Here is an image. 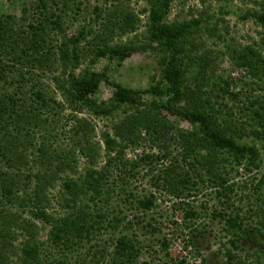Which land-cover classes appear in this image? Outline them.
Listing matches in <instances>:
<instances>
[{
	"label": "trees",
	"instance_id": "obj_1",
	"mask_svg": "<svg viewBox=\"0 0 264 264\" xmlns=\"http://www.w3.org/2000/svg\"><path fill=\"white\" fill-rule=\"evenodd\" d=\"M141 1L140 34L135 30L141 20L126 0H28L18 15L0 13V264H68L64 255L70 252L80 264H151V259L137 261L142 245L135 228L143 229L141 234L158 232L152 215L159 199L155 192L176 201L173 206L183 210L182 225L188 228L205 208L200 207L201 213L183 208L186 199L204 188L213 190L219 206L230 208L228 171L258 169V149L238 141H264V98L251 91L242 94L251 84L257 90L264 85L263 4L235 12L260 31L248 45H225L226 57L240 72L236 80L244 87L234 92L233 82L217 74L218 64L204 43L224 42L226 25L219 29V20L208 24L205 13L168 21L173 0ZM127 34L132 38L123 41ZM136 50L151 54L158 72L157 81L144 90L123 87L103 69H93L100 60L120 65ZM45 73H50L56 95L43 88L39 78ZM190 77L193 87L187 84ZM100 84L113 89L107 100L95 98ZM82 111L109 119L110 132H100L94 141L91 125L77 117ZM162 111L182 118L193 130H179ZM170 141L176 153L168 150ZM143 145L148 151L123 160L126 150ZM100 152L103 161L97 166ZM80 158L82 170L76 171ZM31 166L38 167L33 174ZM112 168L118 170L114 177ZM139 172L142 179L148 176L151 191L141 198L121 185ZM263 185L264 174L254 190ZM246 198L244 213L258 216L251 233L259 229L264 242V198H256L255 204ZM131 203L142 213L136 221L122 216ZM5 204L14 211L3 209ZM240 212L211 213L227 237L229 248L222 244L218 250L224 264L242 262L232 253L241 250L239 241L250 233ZM24 213L29 217L23 218ZM33 219L47 228L44 242L60 251L59 259L47 244L42 251L35 241ZM134 226L130 235L115 234ZM112 234V240L96 245L102 235ZM158 244L168 258V240ZM85 245L84 252L73 254ZM177 264H185L184 259Z\"/></svg>",
	"mask_w": 264,
	"mask_h": 264
},
{
	"label": "rangeland",
	"instance_id": "obj_2",
	"mask_svg": "<svg viewBox=\"0 0 264 264\" xmlns=\"http://www.w3.org/2000/svg\"><path fill=\"white\" fill-rule=\"evenodd\" d=\"M26 1L28 0H0V13L5 12L18 15L20 5ZM87 1L90 2V0ZM126 2L127 4L125 5L131 9L133 14L138 16L139 20H141V23L136 26L138 28L135 30V33L140 34L144 31V27L142 26L144 14L140 13V10L145 7V4L141 0H126ZM180 2L181 0H173L171 3L167 17L168 21L176 19L187 20L191 15L195 16L198 13H205L209 16V19L207 20L208 24L211 25L219 20L217 22L219 29L222 27L221 24L226 25L227 34L224 35V42H218L216 40L210 39L204 41V43L208 52H211L208 54L215 57V60L218 64L217 74L221 75L223 78H228V80L233 82L231 86L234 92L240 91V88H242L243 85L238 83L236 80V78L240 76V72L237 69H233L231 63L226 57L225 45H229L230 47L236 49L257 40V33L260 31L257 25L254 22H251V20H239V17L235 14V12L239 11V9L244 12L246 9L256 8L258 4H263L264 7V0H186L183 3ZM220 13L224 14L221 15ZM99 26L100 25L97 23L93 29L97 31ZM128 38H132V34L121 36L123 41L127 40ZM93 69L96 71L103 69L105 75L110 81L117 82L123 87L130 89L144 90L148 87L150 82L152 83V80L155 82L158 78V72L156 70L155 63L152 61L151 54L142 50H136L135 52L131 53L129 57L120 63V65L116 66V62L114 60H100ZM50 77V73H45L39 78L43 88H45L47 93L54 92ZM188 80L190 82H187V84L193 87L191 81L192 77L188 78ZM247 81L251 82L249 80ZM250 86L245 88V92H240L243 94L251 91L253 96L264 98V85H261L260 90H257L256 86L252 84ZM112 91L113 89L110 86L100 84L99 89L95 94V98L99 101L107 100L111 96ZM54 95H56L55 92ZM143 98L148 99L147 96H144ZM233 105L235 106V102ZM161 113L168 119L175 120L179 130H185L187 132H191L193 130V127L182 118H175L171 115H168L165 111H162ZM77 117L83 118L91 125L94 131V141H99L98 136L100 132H110L111 121L109 119H103L102 117L96 118L86 111H82ZM238 142L247 144L253 143L255 145V147L258 149V159L260 161V165L258 169H252L248 172L244 170L243 167H233L230 169V172L228 171L227 176L229 177V183H231L232 186V191L230 193V208L224 209L223 206H219L215 196L212 193L213 190L209 191L202 188L192 198L186 199L181 206L185 208V206L188 205L199 213L202 212L200 207H204V214H202L201 217L195 220L191 225L187 223L188 228H184L182 225L183 210L180 208L179 210L176 205L173 206L176 201L170 197L167 198L162 192H155L154 194L159 197V199L156 200V206L152 211V215L155 219V223L157 224L158 232H143V234H141L143 229H136L135 227L137 226L132 227L131 230H123L118 228V232H115V234L122 232L130 235V232H133L134 228L137 230L136 233L134 232L136 235V240L140 242V245H142L140 255L137 258L138 262L151 259V264H177L180 259H184L185 264H224L225 258L222 256V252L218 250L221 248L222 244H224L226 248H229V246L226 243L227 237H225L223 234L222 222L217 217H211V213L213 209H215V211L219 210L221 212H229L231 210L232 214L234 212L236 213L238 210H241L240 213L243 215V219L245 222L247 221L245 225L246 227L248 225V231L250 232L248 235L249 237H246V240L239 241L241 246L240 251L235 250L232 252L234 253L235 258H240V261H242L241 263L235 264H264V242H262L263 237H258L261 231L258 229L257 231H252L251 233L252 229H257L255 223L258 216H250L244 213L248 204V201L246 200L247 196L250 197L254 204V200L256 198H264V185L261 186L259 190H254V185L257 179L262 174H264V141H253L251 137H243L242 140H239ZM168 146L169 151H173V153L177 152V148L173 146V142L170 141ZM142 150L148 151V147L143 145L142 148H138V150L135 151L126 150L123 160H131L134 155H138ZM101 155L102 154L100 152L99 157L97 158V166L102 164L103 157ZM228 159L230 158L228 157ZM82 164L83 159L80 158L77 165L79 170L76 171L82 170ZM31 167L32 168H29V170L33 174L36 172L38 167ZM110 171L112 177L118 173V170L114 168H112ZM141 173L142 172H139V175L133 179H130L128 183L126 181L125 184H121L118 182V179L115 178V190H119L118 188L121 184L123 186L125 185L127 191H131L135 197H144L151 191L149 190L150 187H148V176L142 179L140 178ZM51 193L52 194L50 195H56L53 194L54 191ZM127 206L129 209H124V213H122V216H124L127 220L133 219V221H136L135 219L142 216L140 210L134 208L133 203H131V206ZM2 208L9 211H14V209L9 207L8 204H5ZM21 216L23 218L29 217L25 213ZM31 221L37 227V232L34 239L36 242L41 243L39 245L41 246L42 251H44L47 248V245L49 246L48 243L44 242L47 228H45L39 220L33 219ZM125 221H122L123 225ZM101 238L102 239L96 240V245H101L102 241L107 239L112 240L113 234L112 236L102 235ZM163 238L168 240V247L166 250L168 253V258L163 256V252L161 251L158 244V242ZM16 243L17 242H14V244ZM90 244H92V242ZM86 246L87 245L78 249L76 253L73 250V254H81L85 251ZM47 249H49L48 251H50V254H53L55 258H60V251H57L52 247ZM64 256H67L68 264L79 263L78 260L80 259L77 258V260H75V256L73 257L71 252L68 254L66 253ZM200 260H203V263H201Z\"/></svg>",
	"mask_w": 264,
	"mask_h": 264
}]
</instances>
